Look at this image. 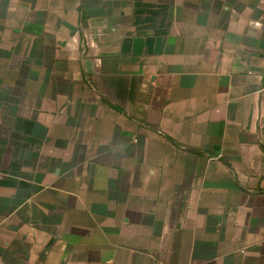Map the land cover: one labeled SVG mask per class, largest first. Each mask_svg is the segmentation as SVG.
Here are the masks:
<instances>
[{"label": "crops", "instance_id": "crops-1", "mask_svg": "<svg viewBox=\"0 0 264 264\" xmlns=\"http://www.w3.org/2000/svg\"><path fill=\"white\" fill-rule=\"evenodd\" d=\"M0 264H264V0H0Z\"/></svg>", "mask_w": 264, "mask_h": 264}]
</instances>
